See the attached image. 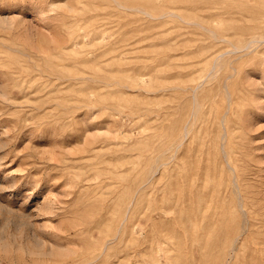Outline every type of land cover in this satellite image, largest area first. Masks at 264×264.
I'll return each instance as SVG.
<instances>
[{"label":"rangeland","instance_id":"rangeland-1","mask_svg":"<svg viewBox=\"0 0 264 264\" xmlns=\"http://www.w3.org/2000/svg\"><path fill=\"white\" fill-rule=\"evenodd\" d=\"M0 264H264V0H0Z\"/></svg>","mask_w":264,"mask_h":264},{"label":"bare ground","instance_id":"bare-ground-1","mask_svg":"<svg viewBox=\"0 0 264 264\" xmlns=\"http://www.w3.org/2000/svg\"><path fill=\"white\" fill-rule=\"evenodd\" d=\"M262 42V41H261Z\"/></svg>","mask_w":264,"mask_h":264}]
</instances>
